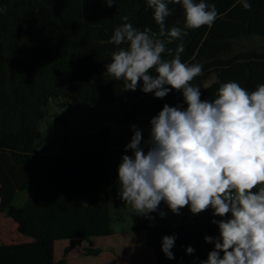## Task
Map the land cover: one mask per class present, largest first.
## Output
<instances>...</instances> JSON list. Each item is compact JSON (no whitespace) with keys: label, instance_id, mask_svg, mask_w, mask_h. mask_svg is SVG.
<instances>
[{"label":"trees","instance_id":"16d2710c","mask_svg":"<svg viewBox=\"0 0 264 264\" xmlns=\"http://www.w3.org/2000/svg\"><path fill=\"white\" fill-rule=\"evenodd\" d=\"M215 4L216 21L209 29H184L181 5L170 4L166 26L187 31L181 61L201 64L203 74L192 84L201 100L211 101L220 85L237 82L248 91L264 84V50L237 49V42L264 38V0H249L245 10L237 0H206ZM0 0V264H71L80 248L84 256H99L102 247L84 242L110 237L113 225L125 221L118 167L111 154V128L86 133L61 152L40 150L41 121L48 105L87 102L93 106L123 104L117 123L138 117L149 121L167 104L186 109L182 94L170 91L163 99L125 90V81L108 76L106 65L118 47L110 43L114 29L131 23L143 30L158 26L146 0ZM127 16L128 21L122 18ZM175 41L167 45L174 50ZM163 58L173 57L167 53ZM147 151V145H142ZM34 191L22 207L13 205L18 192ZM217 217L215 220L228 219ZM214 220V219H213ZM210 221L176 226L142 220L133 232L145 234L146 248L157 264H201L213 250L205 237L218 238ZM175 235L169 260L161 251L162 237ZM188 247L192 254H186ZM222 255V254H221Z\"/></svg>","mask_w":264,"mask_h":264},{"label":"clouds","instance_id":"9594fccd","mask_svg":"<svg viewBox=\"0 0 264 264\" xmlns=\"http://www.w3.org/2000/svg\"><path fill=\"white\" fill-rule=\"evenodd\" d=\"M251 9L249 0H237ZM115 0H107L111 7ZM157 31L131 23L117 26L110 43L112 53L105 73L125 81L126 91H141L163 99L170 91L182 94L186 109L165 104L150 120L147 151L141 146L142 130L133 126L131 141L118 167L120 198L138 215L148 217L160 204L179 215L187 207L193 215L212 210L218 238L206 236L213 250L201 264H264V84L248 91L237 82L220 85L216 97L201 100L194 78L201 64L181 61L187 31L166 26L170 4L181 5L184 29H209L216 21L215 4L206 0H146ZM3 9H0L2 12ZM128 21V17L122 18ZM179 41L174 53L167 45ZM173 58L166 60L163 54ZM160 218L165 216L159 212ZM175 235L164 236L161 251L169 260ZM188 247L186 254H192ZM222 254V255H221Z\"/></svg>","mask_w":264,"mask_h":264},{"label":"rangeland","instance_id":"374dc122","mask_svg":"<svg viewBox=\"0 0 264 264\" xmlns=\"http://www.w3.org/2000/svg\"><path fill=\"white\" fill-rule=\"evenodd\" d=\"M237 49L257 48L264 50V38L252 37L237 42ZM213 79L199 84L200 88L208 86ZM123 104L119 101L106 104L91 105L87 102H70L67 105H58L52 101L48 105V115L41 121L39 130L42 134L39 147L47 154L61 152L68 144L82 138L86 133L93 132L104 126L111 128V154L115 166L119 167L121 158L132 155L131 151H125L133 135V126L142 130L141 146L149 139L151 130L150 121L144 117H138L129 125L117 123L121 116ZM121 207L126 212L125 221L113 225L115 234L110 237L92 239L84 242L87 247H102L103 253L99 256H84L81 249L77 248L71 256V264H157L152 249L145 246V234L133 232V226L142 220H152L159 225L176 226L193 222H205L217 217L212 215V210L193 215L187 207L181 210L179 215L172 214L167 205L160 204L157 212L149 213L148 217L138 215L132 207L126 204L119 195ZM34 189L20 191L16 195L13 205L22 207L32 195ZM165 216L160 218L159 212ZM227 217V216H225Z\"/></svg>","mask_w":264,"mask_h":264}]
</instances>
